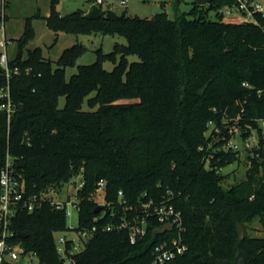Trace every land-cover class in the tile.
Wrapping results in <instances>:
<instances>
[{"label": "trees", "instance_id": "trees-1", "mask_svg": "<svg viewBox=\"0 0 264 264\" xmlns=\"http://www.w3.org/2000/svg\"><path fill=\"white\" fill-rule=\"evenodd\" d=\"M182 1L173 0L174 17L168 11L141 18L108 9L90 19L83 9L60 14L54 0L45 17L52 30L127 39L112 52L98 50L97 60L79 65L70 79L67 67L85 47L67 48L56 66L40 47L24 59L23 49L35 34L27 19L19 39L21 57L11 66L31 71L11 79L16 103L11 119L0 111V174L8 152L29 193L59 189L82 173L75 229L98 226L81 251L65 257L57 250L56 234L69 229L67 209H57L49 200L34 212L21 209L14 239L37 255L39 264H154L152 250L163 237L154 227L135 244L128 229H101L121 221L120 190L129 203L147 193L171 197L181 209L189 250L165 264L234 260L239 224L246 232L241 249L248 262L264 264V236L250 233L255 221L264 230V137L260 134L259 144L247 150L251 166L245 179L230 183L221 171L240 158L239 150L225 148L230 126L237 124L244 138L253 129L262 131L264 14H256L257 22L233 23L219 10L233 0L194 1L189 11L180 9ZM134 54L140 61L130 63L128 56ZM106 61L115 64L113 70L105 69ZM5 83L0 67V88ZM62 96L66 103L60 107ZM84 102L90 109L83 108ZM236 103L241 118L222 124L225 111ZM218 128L225 138L217 140ZM101 180L115 215L95 212L93 196Z\"/></svg>", "mask_w": 264, "mask_h": 264}, {"label": "built area", "instance_id": "built-area-1", "mask_svg": "<svg viewBox=\"0 0 264 264\" xmlns=\"http://www.w3.org/2000/svg\"><path fill=\"white\" fill-rule=\"evenodd\" d=\"M105 1L106 0H95V4L100 6L103 10L102 6ZM127 2V0H122L123 5H126ZM219 10L224 15V19L227 22H257L256 14H264V0H233L232 4H226ZM8 44L9 42L7 39L0 41V46L5 49L4 52L0 53V67L6 78V83L0 88V111H4L10 120L16 111V103L12 95L11 79L15 75H20L22 70L19 66H11L12 60L9 58L7 50ZM244 85L252 87L247 82H245ZM239 118H241V116H239L238 119ZM260 122L264 123V119ZM261 129L264 134V126L261 127ZM228 131L230 137L227 138L225 148L234 151L240 149V144L234 142L232 139V136L237 131H239L240 136L242 135L240 127L234 124L229 127ZM221 138H225V136L222 134ZM259 142L260 136L253 137L252 141L245 140L242 147L249 150L257 146H254V143L259 144ZM14 171V158L8 152L5 165L0 174V264H5L7 262L19 264L20 259L29 254L21 242L14 239L16 232L13 229V225L21 209L34 212L47 200L57 209H67L69 203H74L79 209V191L85 184L83 174L79 173L64 183L59 189L53 187L41 193H29L26 186L19 181ZM65 184L69 186L66 194L68 199L66 201L50 197V194L63 190ZM105 186L106 181L101 180L93 198L98 206H102V214L100 216H103V213L107 210H110L112 214L115 215V207L105 200ZM118 194L119 205L122 207L121 221L116 226L111 224L102 225V230L111 231L114 228L128 229L130 242L135 244L147 236L151 226L154 227L155 232L156 229L162 228L165 225H172L173 227L171 230H166L164 233L158 234L163 237L155 244L152 250V262L154 264H165L185 254L189 250V246L184 238L186 227L183 222L182 211L174 204L171 197L166 198L163 196L161 198H155L153 196L149 197L147 193H144V198L139 199V202L133 204L129 203V200L125 198L123 190H120ZM97 196H102L101 200H97ZM100 216H95V220H98ZM97 231V225H94L92 228L78 230L79 242L71 240L66 236H60L56 239L58 252L68 257L69 254H75L81 251L85 243ZM68 246L70 247L68 248Z\"/></svg>", "mask_w": 264, "mask_h": 264}, {"label": "rangeland", "instance_id": "rangeland-1", "mask_svg": "<svg viewBox=\"0 0 264 264\" xmlns=\"http://www.w3.org/2000/svg\"><path fill=\"white\" fill-rule=\"evenodd\" d=\"M54 0H0V41L7 39L9 58L15 59L20 53L19 39L24 33L26 21L31 18L34 28L33 39L24 47L22 57H28L29 50L42 48L43 55L46 59H50L56 66V61L62 56L67 48L74 45H82L85 50L78 56L73 66L67 67V79L78 72V66L83 64H91L98 58V50L104 53H109L114 50L116 43L127 44L126 37L119 34H103L101 32L93 33H71V32H56L52 30L46 21V18L52 11V3ZM127 4L123 5L122 0H106L103 4V10L111 9L119 14L126 12L130 16H139L141 18H151L159 12L168 11L171 17L175 16L173 0H127ZM196 0H183L180 4L182 11H189L192 8L193 2ZM95 0H55L56 9L60 14L65 15L73 11L83 9L89 10ZM214 11L211 15H214ZM40 14L41 16H37ZM2 19V20H1ZM4 47L0 46V53L4 52ZM129 62L140 61L138 55L128 56ZM104 67L107 70H113L115 64L111 61L104 62ZM25 74H29L30 67L22 69ZM66 103V97L62 96L59 101L60 107ZM84 109H90L87 102H84ZM96 108V107H95ZM241 116L239 104L230 106L225 111V117L222 119V124H227L229 121H235ZM264 123L261 122V127ZM217 140L222 137V128H218ZM264 136L263 131L253 129L246 138L239 135V131L232 136L234 142L240 144V158L232 164L227 165L221 171L227 175V181L233 183L237 180L246 178V172L251 166V161L247 157V150L242 147L245 140H253V137ZM221 136V137H220ZM258 143H254V146ZM211 146V145H210ZM224 147V146H222ZM220 147V148H222ZM219 148V149H220ZM263 172H261V175ZM63 190L57 193L50 194V197L62 199L66 201L68 184L64 185ZM102 196H97V200H101ZM67 226L68 230L57 233L56 237L66 236L71 240L79 242V234L75 229L79 226V209L74 203L67 205ZM250 233L255 236H264V230L259 221H255L250 228ZM59 244V243H58ZM19 264H39V257L33 253L22 257Z\"/></svg>", "mask_w": 264, "mask_h": 264}, {"label": "water", "instance_id": "water-1", "mask_svg": "<svg viewBox=\"0 0 264 264\" xmlns=\"http://www.w3.org/2000/svg\"><path fill=\"white\" fill-rule=\"evenodd\" d=\"M213 0H196V2L200 5H206L209 4L210 2H212ZM102 9L100 6L94 4L91 6V8L89 9V11L86 14L87 18L93 19V18H97L101 15ZM19 57H21V53H19ZM208 83L205 84L200 90H199V94L203 95L208 87ZM102 206L99 205L97 206V208L95 209V212H99L101 211ZM172 225H165L162 228H158L155 230V232L157 234H162L164 233L166 230H171L172 229ZM238 233H239V238L237 240L236 243V247H235V251H236V255L234 260H221V259H213V263L214 264H253V263H249L248 259L246 257V255L244 254V252L241 249V244L242 241L245 237V230L242 228L241 224H239V229H238ZM21 238H25L26 237V233H19L18 234Z\"/></svg>", "mask_w": 264, "mask_h": 264}, {"label": "crops", "instance_id": "crops-1", "mask_svg": "<svg viewBox=\"0 0 264 264\" xmlns=\"http://www.w3.org/2000/svg\"><path fill=\"white\" fill-rule=\"evenodd\" d=\"M89 10H86V12H88Z\"/></svg>", "mask_w": 264, "mask_h": 264}]
</instances>
